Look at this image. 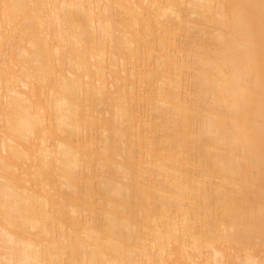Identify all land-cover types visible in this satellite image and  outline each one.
<instances>
[{"label": "bare ground", "instance_id": "6f19581e", "mask_svg": "<svg viewBox=\"0 0 264 264\" xmlns=\"http://www.w3.org/2000/svg\"><path fill=\"white\" fill-rule=\"evenodd\" d=\"M0 264H264V0H0Z\"/></svg>", "mask_w": 264, "mask_h": 264}]
</instances>
